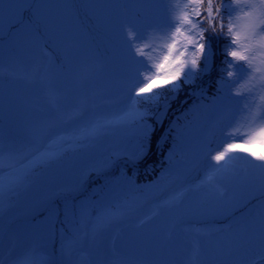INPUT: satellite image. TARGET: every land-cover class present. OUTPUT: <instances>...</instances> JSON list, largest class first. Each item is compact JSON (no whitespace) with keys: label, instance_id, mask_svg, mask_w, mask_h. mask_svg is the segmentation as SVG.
<instances>
[{"label":"rangeland","instance_id":"obj_1","mask_svg":"<svg viewBox=\"0 0 264 264\" xmlns=\"http://www.w3.org/2000/svg\"><path fill=\"white\" fill-rule=\"evenodd\" d=\"M170 2L78 0L70 6L48 0L40 6L36 34L24 26L10 28L6 6L0 35L4 264H245L264 186L243 161L213 174L205 158L206 145L231 119V85L176 127L158 186L142 190L118 174L90 189L89 198L49 203L76 193L90 174L109 171L117 160L137 163L147 155L151 142L142 140L127 116L138 65L124 43V26L165 23ZM164 42L153 38L152 62L161 58ZM167 104L160 105L166 116L153 105L139 106L154 113L150 141L151 129H160L167 117Z\"/></svg>","mask_w":264,"mask_h":264},{"label":"snow or ice","instance_id":"obj_2","mask_svg":"<svg viewBox=\"0 0 264 264\" xmlns=\"http://www.w3.org/2000/svg\"><path fill=\"white\" fill-rule=\"evenodd\" d=\"M47 2L0 0V35L6 6L12 13L10 28L24 26L36 34L40 30V6ZM62 2L74 6L78 0ZM168 12L163 24L147 28L124 26V43L138 65L130 88L131 105L127 116L140 128L142 140L150 143L148 122L154 113L151 108L139 106L153 105L166 116V109H161L160 105L162 101L168 102L167 93H176L185 85L194 84L200 74L208 70V61L214 57L211 38H227L222 60L226 67L221 69L226 72V78L222 76L218 80L217 92L231 85L234 91L228 97L234 108L231 119L221 129L224 142L216 149L211 143L206 145L207 167L213 174H220L233 170L236 162L243 161L254 179L264 186V150L249 151L257 144L264 149V0H171ZM25 13L31 14L27 23ZM155 37L165 42L161 58L154 63L148 52L153 48ZM201 59L205 62L203 68L198 63ZM159 80L164 83H157ZM157 122L162 123V119ZM140 148L143 152L145 144ZM208 179L211 180L212 175ZM219 194L225 195L226 190ZM246 252L245 264H264V205L257 224L252 225ZM0 264L4 261L0 260Z\"/></svg>","mask_w":264,"mask_h":264},{"label":"trees","instance_id":"obj_3","mask_svg":"<svg viewBox=\"0 0 264 264\" xmlns=\"http://www.w3.org/2000/svg\"><path fill=\"white\" fill-rule=\"evenodd\" d=\"M226 23L227 15L225 14V24ZM226 43L227 38L217 39L216 37H212L211 51L214 53V57L208 61V70L202 72L194 84L185 85L178 92H171L168 94L169 100L167 104L168 113L166 120L160 129H154L147 155L137 163L130 160H117L109 171L89 175L86 181V190L82 195L87 196L90 189L100 184L110 182L120 173L127 174L129 178L133 179V181L140 186L150 182H156L160 172L170 164L168 155L177 139L176 127L182 125L186 117L194 113L196 107L198 108L204 102H208L207 100L215 95L217 92L218 80H220L222 76L225 77L226 72H222L221 69L226 67L222 64V60L224 59L223 47ZM229 59L231 58L229 57ZM198 63L201 68L204 67L205 62L203 59L198 61ZM153 120L154 117L150 122H153ZM223 142L224 139L221 137V134L218 133L213 137L211 145L213 149H216ZM262 150L264 149L258 144L249 148V151L260 152ZM257 196L256 198L261 197V195ZM69 197H72V195L70 194ZM62 199L67 200L69 198L65 196V198H61L59 201L61 202ZM225 219L226 218H224V220Z\"/></svg>","mask_w":264,"mask_h":264}]
</instances>
